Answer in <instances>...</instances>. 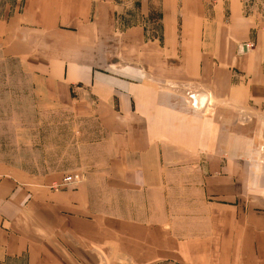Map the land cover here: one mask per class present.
Instances as JSON below:
<instances>
[{
  "label": "crops",
  "instance_id": "crops-1",
  "mask_svg": "<svg viewBox=\"0 0 264 264\" xmlns=\"http://www.w3.org/2000/svg\"><path fill=\"white\" fill-rule=\"evenodd\" d=\"M207 2L0 17V264H264V53L236 54L241 2L220 30Z\"/></svg>",
  "mask_w": 264,
  "mask_h": 264
},
{
  "label": "rangeland",
  "instance_id": "rangeland-1",
  "mask_svg": "<svg viewBox=\"0 0 264 264\" xmlns=\"http://www.w3.org/2000/svg\"><path fill=\"white\" fill-rule=\"evenodd\" d=\"M139 0H128V10L127 14L124 15V23H129V22H137L140 21V18L138 17V11L135 3H137ZM156 5L158 4V0H154ZM207 1V0H206ZM234 2L237 3L239 6V2H241V10L245 16L248 17L250 20L251 24V31L253 33L252 36H250L249 39L239 42L235 49H236V54L238 55H243L244 53H249L252 52L255 48H257L260 52L264 53V0H209L207 2L209 4V7L206 9L204 14L206 15H213L208 17L203 21L205 24V21L207 20H214L216 21V27L220 30L222 27L226 26L227 24V14L230 12L232 8H234L233 4ZM19 6V0H0V17L4 16L5 14H8L12 12L13 10H16ZM226 7H231L230 9ZM154 17L151 19V23L149 24V27L151 29H156L157 27V16L156 13L153 14ZM152 31V30H151ZM223 31V30H222ZM260 31L261 33V38L256 41V32ZM220 31L218 32L219 35ZM225 34H221L220 38L223 40V37H225ZM224 44V43H223ZM247 45V50L249 52H244L243 47ZM224 51V50H223ZM224 56V52L223 55ZM264 71V70H263ZM6 75L2 74L0 77H5ZM11 78L12 83L16 84V87H8L9 90L8 92L10 94H18L19 93V88H18V76L11 73ZM22 92V90H21ZM31 92L29 83L27 84V93ZM3 91L0 92L2 94ZM7 91L4 92L6 94ZM28 118L26 120V124H34V112L29 106L33 103L28 102ZM0 110H2V102H0ZM18 120V119H16ZM261 119H258L260 121ZM39 121H42L41 124H46L45 120L39 119ZM248 122L251 123V127L254 129L255 126V118H248ZM258 125H256L257 127ZM260 128H262V133H258V129L256 132V135L254 134V138H257V142L260 141L261 144L259 145L262 150L264 151V118H262V123ZM254 131V130H253ZM250 135V134H249ZM28 138H32L33 140V135L28 133L27 134ZM25 168V167H24ZM28 169V167H27ZM120 264H125L123 262H120Z\"/></svg>",
  "mask_w": 264,
  "mask_h": 264
},
{
  "label": "built area",
  "instance_id": "built-area-1",
  "mask_svg": "<svg viewBox=\"0 0 264 264\" xmlns=\"http://www.w3.org/2000/svg\"><path fill=\"white\" fill-rule=\"evenodd\" d=\"M247 48V45H245ZM244 50V47H243ZM81 180V176L78 173H73V174H67L62 177L60 182H53L51 187L52 188H57V187H63L65 185L71 184V183H77Z\"/></svg>",
  "mask_w": 264,
  "mask_h": 264
},
{
  "label": "bare ground",
  "instance_id": "bare-ground-1",
  "mask_svg": "<svg viewBox=\"0 0 264 264\" xmlns=\"http://www.w3.org/2000/svg\"><path fill=\"white\" fill-rule=\"evenodd\" d=\"M244 48H245V50H247L245 46H244Z\"/></svg>",
  "mask_w": 264,
  "mask_h": 264
}]
</instances>
